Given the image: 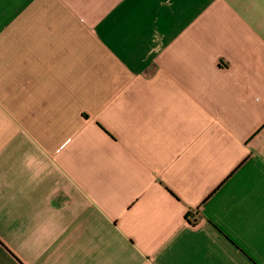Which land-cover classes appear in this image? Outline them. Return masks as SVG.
<instances>
[{
  "label": "crops",
  "instance_id": "crops-1",
  "mask_svg": "<svg viewBox=\"0 0 264 264\" xmlns=\"http://www.w3.org/2000/svg\"><path fill=\"white\" fill-rule=\"evenodd\" d=\"M0 264H264V0H0Z\"/></svg>",
  "mask_w": 264,
  "mask_h": 264
}]
</instances>
